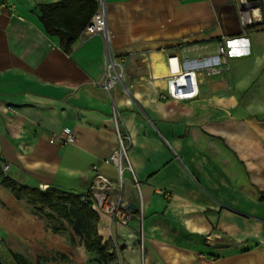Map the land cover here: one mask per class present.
Masks as SVG:
<instances>
[{
  "label": "crops",
  "instance_id": "obj_1",
  "mask_svg": "<svg viewBox=\"0 0 264 264\" xmlns=\"http://www.w3.org/2000/svg\"><path fill=\"white\" fill-rule=\"evenodd\" d=\"M56 1L0 0V158L10 164L8 177L83 194L90 166L100 162L117 184L116 169L101 161L118 146L119 131L129 137L143 222L125 171L121 196L135 204L133 218L119 225L99 214L97 231L116 243L122 264H264L257 193L264 191V0H253L263 22L249 28L236 0H102L109 46L129 60L123 83L109 89L98 83L101 34L83 28L65 52L39 20L37 5ZM172 54L196 69L195 99L159 96ZM53 133L74 141L50 143ZM21 204L29 203L0 181V248L22 237L13 233L28 217Z\"/></svg>",
  "mask_w": 264,
  "mask_h": 264
},
{
  "label": "built area",
  "instance_id": "obj_2",
  "mask_svg": "<svg viewBox=\"0 0 264 264\" xmlns=\"http://www.w3.org/2000/svg\"><path fill=\"white\" fill-rule=\"evenodd\" d=\"M238 6L239 20L244 28L256 26L263 22L262 15L259 13V8L253 0H236ZM91 19L83 29V33L88 36L102 35L105 41V50L103 53L104 70L101 80L98 82L107 89L116 83H123L125 78V66L127 58H123L116 53H113L110 43V32L107 27L106 7L102 0L99 1L95 12L90 17ZM217 53L219 57L225 60L226 48L223 41H218ZM166 75L164 76V91L159 92V96L180 101H188L195 99L199 95V86L196 69L187 67L181 64L180 58L176 54L168 55L166 57ZM210 72H215L216 68L209 66L205 67ZM74 141V135L56 134L53 133L50 138V143ZM129 137L117 132V147L112 153L105 157L101 163L111 165L116 169L118 174L117 184H114L110 178L100 171V162L93 163L90 166L92 171V183L90 190L83 193L82 200L90 203L98 214H104L111 217L112 221L119 225H128L132 220V209L122 200V182L123 173L127 171L131 174V178L137 188V204L138 216H140V226L143 222L144 202H142V195L135 173L132 171L130 159L128 158ZM4 170H8L10 164L4 162ZM118 188V195L112 194V190ZM140 244L143 250L142 237ZM116 253L119 248L113 242ZM122 264L121 262H118ZM2 264V263H0Z\"/></svg>",
  "mask_w": 264,
  "mask_h": 264
},
{
  "label": "trees",
  "instance_id": "obj_3",
  "mask_svg": "<svg viewBox=\"0 0 264 264\" xmlns=\"http://www.w3.org/2000/svg\"><path fill=\"white\" fill-rule=\"evenodd\" d=\"M39 20L42 21L49 34L59 37L60 48L65 52L71 49L72 43L79 36V32L86 26L95 12L98 3L94 0H60L55 3L37 5ZM1 185L14 195L17 200L25 199L30 204L40 207L37 212L45 217H53V213L66 220L73 232L83 236V246L89 252L98 254L102 264H119L114 245L102 240L97 231L100 220L98 212L90 203L82 200V195L67 190H60L55 186L46 189L29 187L19 184L14 179L4 176L0 170ZM258 198L264 200V191L257 189ZM44 209H50L47 213ZM58 231L56 227H53ZM17 264H29L23 255L11 252Z\"/></svg>",
  "mask_w": 264,
  "mask_h": 264
},
{
  "label": "rangeland",
  "instance_id": "obj_4",
  "mask_svg": "<svg viewBox=\"0 0 264 264\" xmlns=\"http://www.w3.org/2000/svg\"><path fill=\"white\" fill-rule=\"evenodd\" d=\"M4 161L0 158V170L4 176L8 175V170H4ZM2 178H0V181ZM20 211L27 214L24 218L20 231L13 232L22 236L15 238L12 246L7 244L0 248V263L17 264L12 258L11 252H17L24 256L29 264H102L98 254L90 253L83 246V236L77 235L72 230V226L64 219L53 213V217H45L37 212L40 205L21 204ZM51 212L50 209H44ZM56 227L58 231H55ZM24 236V237H23ZM108 237L105 241L113 244ZM141 239V237H140ZM144 249V246H143ZM144 250L140 246V253ZM117 261L121 262L117 254ZM139 264H143L140 260Z\"/></svg>",
  "mask_w": 264,
  "mask_h": 264
},
{
  "label": "water",
  "instance_id": "obj_5",
  "mask_svg": "<svg viewBox=\"0 0 264 264\" xmlns=\"http://www.w3.org/2000/svg\"><path fill=\"white\" fill-rule=\"evenodd\" d=\"M130 207L132 208V209H134V207H135V204H130Z\"/></svg>",
  "mask_w": 264,
  "mask_h": 264
},
{
  "label": "bare ground",
  "instance_id": "obj_6",
  "mask_svg": "<svg viewBox=\"0 0 264 264\" xmlns=\"http://www.w3.org/2000/svg\"><path fill=\"white\" fill-rule=\"evenodd\" d=\"M163 70V69H162ZM206 77V76H205ZM156 78V77H155ZM206 78H208V77H206Z\"/></svg>",
  "mask_w": 264,
  "mask_h": 264
}]
</instances>
